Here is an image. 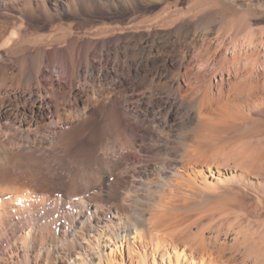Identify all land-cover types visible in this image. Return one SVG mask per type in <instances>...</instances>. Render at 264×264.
I'll use <instances>...</instances> for the list:
<instances>
[{"label": "bare ground", "instance_id": "6f19581e", "mask_svg": "<svg viewBox=\"0 0 264 264\" xmlns=\"http://www.w3.org/2000/svg\"><path fill=\"white\" fill-rule=\"evenodd\" d=\"M5 1L8 2V5ZM75 1L77 0H60L55 2V6H62L61 10L70 9V6L75 5ZM94 1L95 4L101 7L104 0ZM226 1L232 5H239V7L253 8L255 6L264 10V0H243L239 3H237V0ZM12 2L14 0H0V6L3 5L0 9L3 8L4 12L16 9ZM130 2V4H133L132 1ZM192 2L193 6L188 7L185 14H179V9L176 8L178 9L176 11L174 8L175 11H167L159 20L142 24V30L150 31L151 34L156 35L161 31L158 29L159 26L165 28L169 26L166 31L164 30L165 32L169 34L177 33L182 41L188 44V48L194 50V56H196L194 67L186 68L184 73L187 74L185 75L182 72L184 77H181L182 73L180 74V71H178L175 79L166 82L167 89L165 92L174 99L182 97L180 76L186 85L189 84L187 94H192L193 97L192 101H188L187 109H190L192 113L197 112L198 116L202 114L209 119V112H212L210 110L217 108L214 105H219V111L222 112L220 104L224 103L226 99L227 101L231 99V96L223 95L224 92L218 90L220 91L218 92L219 96L217 95L219 98H213V94H210L212 84L209 80L211 79H204L203 71L214 69L215 75L221 67L230 66V64L234 66L241 59V56H245V54L239 53L242 48L241 45L247 44L250 48L252 44L254 47L255 40L251 35V37L246 36L242 41H238L236 34H234L236 32L233 33L234 36H230L227 34L228 30L223 32L219 27L216 29L215 35L213 34L210 38L211 25L217 20L215 11L212 8L213 4L210 5V2L222 1L192 0ZM23 4L21 20L20 18L17 19L16 16L18 15L12 14L17 20H20L19 23L16 19L12 20L11 17V25L8 26L10 22L9 15L11 16V14L0 15V45L4 48L5 53H13L18 44L20 45V40L25 43L21 38L24 33L23 25L26 24L27 18L32 17L33 11L29 0H25ZM135 4L138 3L135 2ZM44 6L40 3V8L46 12ZM206 24H208L207 27L204 26ZM202 25L206 29H203L204 31L197 30L198 28L201 29ZM130 27L136 26L130 24L126 27H120V29L121 31L129 30ZM121 31L120 36L118 35L110 41L113 45L117 44L119 40L128 41L129 35H133L128 31L125 33ZM143 31H139L138 34H142ZM141 34L136 38L141 40L143 36ZM228 36L231 39V49L226 46V37ZM261 40L259 41L263 44L264 38ZM72 42L74 43V41ZM73 43L66 48L72 71L75 68L73 60L76 54L74 50L77 49ZM21 46L20 49H22ZM98 48L96 47L95 51ZM107 48L110 49V46L108 45ZM226 49L227 51L231 50V56L220 54L222 50ZM35 51L34 70L29 69L27 65L30 59L28 50L22 49L19 51L21 64L18 74L15 76L17 82H20V86L25 89L30 88V90L32 89V83H35L36 87L39 86L41 76L45 75L43 65L47 61L45 49L38 47L35 48ZM69 53L72 55H69ZM251 53L249 52L246 55L247 62L243 63L245 68H240V65L239 67L234 66L233 69L231 66L226 68L228 74L233 70L240 77L239 80L237 79L238 81H230L233 82V87L229 88H233L232 90L235 88V90L234 92L229 91L233 92H230L233 98L235 96L242 100L238 107L242 110L241 115L244 118L242 119L241 116L240 118L244 124L249 112L252 110L258 112L264 107V96L260 95L261 92H264V77H261L262 80L259 78L260 75L255 70L258 59L256 55L252 57ZM56 54H54L55 57ZM186 55L187 52L182 57L185 58ZM193 68H196L197 71H194ZM2 75L0 72V77ZM186 76H190V78L187 80ZM4 78H2L3 80L0 78V80L5 81ZM152 82H154V86L151 87V90L155 91L158 83L156 84L155 80H152ZM203 82L205 86H203ZM226 102L225 104H227ZM184 103L186 104L185 101ZM232 105H234L233 102ZM40 106L41 104L38 108ZM234 109H232L233 112L239 110L238 108L236 110V107ZM232 113L231 115H233ZM237 113L235 112L234 115ZM126 114L129 113L121 112L119 116L115 113L117 117L115 122L124 117L125 124L121 125L120 128H124L122 132L125 134V140L128 142L131 140L132 142L131 152L125 154L120 151L118 154L116 152V155L114 153L117 151L116 149H107L104 151L105 158L101 159L99 157L101 160H98L97 168L88 174L70 170L59 171L40 152L35 153L31 144L20 143L21 146L16 147L10 142L7 134L0 132V264H264V219H259V216L264 217V191L257 188H264V176H259L258 173L257 175H250L255 179L252 181L255 182L257 187L252 188V193L255 196L254 207L251 205L253 209L250 211L251 219L248 222H251L252 219L256 222L258 219L261 220L258 222V225L261 226L255 224L258 228L252 229V223L247 224L239 220V216L243 213H236L234 217L232 216V219L228 216L231 210L226 211L227 207L231 206L226 207L225 202L227 203V200L241 204L246 202L240 191L231 188L235 183L233 178L237 176L235 173L237 169L241 168H237V165L227 166L224 163L222 165L221 162H217L215 165L209 163L211 161L199 162L195 161L196 158L183 160L184 162L180 164L175 161L169 165H152L151 168H148L147 165L141 168L133 167L131 165L134 162L132 151L135 148L136 141L139 142L136 147L143 149L146 146L144 142L156 139V134L152 132L153 126L146 127L144 125V119L139 116L127 119ZM231 115L228 114L227 119ZM112 116L114 117V112L108 118ZM220 118L222 117L220 116ZM74 121H76L75 117L73 123ZM110 127L111 132L117 129L115 123ZM113 133L112 141L115 142L117 136H115V132ZM104 140L106 141V139ZM104 140L102 142H105ZM26 142L28 143V141ZM109 143L107 142L106 146H109ZM119 143L122 144L120 141ZM250 143L252 142L250 141ZM120 144L118 146H121ZM127 147L129 149V146ZM255 151L253 150V152ZM42 172H45L44 175H40ZM83 172L85 173V171ZM111 175L113 180L107 186L105 182ZM163 188L167 191L162 195ZM56 192H61V195ZM159 192L161 193L160 196ZM66 204L68 205L66 206ZM231 204L233 205V203ZM227 213L229 214L227 215L228 218L225 217L226 221L222 220L221 218L226 216ZM193 214H196L197 217L193 218L191 216ZM215 214L218 216L215 217ZM57 215L58 220L50 221ZM203 219L205 221L201 225H197L198 228L194 231L193 228ZM219 219L225 222L224 228L223 224V226L219 224L222 222L221 220L217 223L219 225L216 224L217 226L214 227L215 222ZM207 230L212 233L206 235Z\"/></svg>", "mask_w": 264, "mask_h": 264}, {"label": "rangeland", "instance_id": "374dc122", "mask_svg": "<svg viewBox=\"0 0 264 264\" xmlns=\"http://www.w3.org/2000/svg\"><path fill=\"white\" fill-rule=\"evenodd\" d=\"M24 1L14 0L12 4L16 6V9L13 10L10 8L12 11L9 9L10 11L4 12L3 8L0 9V15L2 16L5 13L11 14V16L9 15L10 22L8 26L11 25V21L16 19V17L18 19L22 16ZM29 1L31 2L33 15L27 18L26 24L23 25L24 33L21 38L25 43H22L20 40V45L18 44V47L14 51L15 53H5L4 48L0 45V72L3 74L0 78L5 77V81H2L3 79L0 80V132L7 134L10 142L14 146L17 147L19 145L18 147H20V143H25L26 145L31 144L35 153L37 151V153L40 152L59 171L70 170L72 172L79 171L82 174H88L97 168L98 160L105 158L104 151L107 149H116L115 154L116 152L118 154L120 151H123L122 153L125 154L131 152L130 146L132 142L131 140L129 142L125 140V134L122 132L124 128H120L125 124L124 117H121L115 122L116 115L119 116L121 112L129 113L128 115L126 114L127 119L139 116L145 120L144 125L146 127L153 126L152 132L156 134V139L146 140L144 142L146 146L143 149L136 147L138 145L137 143H139L136 141V149L133 148L132 151L134 154V162L131 165L133 167L141 168L147 165L148 168H151L152 165H169L175 161L180 164L192 158H196L195 161L199 162L211 161L209 163L214 165L217 162H221L222 165L224 163L227 166L237 165V168L241 169H239L240 171L237 169V174L235 173L237 176L233 178L235 183L231 188L240 191V194L244 195L246 202L244 204L242 203V205L241 203L227 200V203L225 202L226 207L231 206L227 207L226 211H231L230 214L227 213L221 219L226 221L225 217L228 214L233 219L236 213H243L241 215L242 217L239 216V220L247 224L252 223V229L258 228L256 225L264 219L263 216H259L261 220L258 219L259 221L257 220V222L253 219L251 222H248L251 219L250 211L254 207L255 196L252 193V188L257 187L255 182L252 181L255 179L250 175H257L258 173L259 176H264V107L258 112L256 110H252L251 112L246 110L251 115V118L248 114V118L246 117L248 121L246 120L244 124L243 121L241 122L244 118L241 115L242 110L238 107L242 100L235 96L233 98L231 94L235 88L232 90L233 88L230 89L229 87H233V82L230 81L239 80L240 78L236 72H233V67H239L240 65V68H243L245 66L243 63L247 62L246 55L249 52L251 53V50L252 57L256 55L258 59L255 70L259 73L260 76H258L261 80L264 77V69H262L264 68V42L261 44L259 41L264 38L263 9H258L255 6L253 8L239 7V5H232L226 0H221L222 2L217 3L210 2V5L213 4L212 8L217 17L216 22L211 25L212 30L211 33L209 32L211 34H209L210 38H212L211 36L213 34L215 35L216 29L219 27L223 32L228 30L227 34L230 36L236 34L235 36H237L238 41H242L246 36L251 37L253 35L252 38L255 40L254 43L256 45L253 43L254 47L251 44L250 48H248L249 45L247 46V44L241 45L243 49L241 48L239 53L242 55L245 54V56H241V59L236 62L238 65L234 64L233 66L230 64L232 67L230 74H228L226 69L227 67L230 68V66L221 67L215 75L213 72L214 69H206L203 71V78L206 80L211 79L209 80L212 84L210 94H213V98H219L218 92L220 91L218 90L224 92L223 95L231 96V99L228 100L231 104H229L227 99V102L225 101L227 104L225 102L220 104V110L222 112L219 111V105H214L217 108L210 110L212 112H209L210 116L207 119L208 117L205 118L202 114L198 116L197 112L194 111L192 113L190 109H187V103L188 101H192L193 97L192 94H187L189 84L186 85L181 79L184 74H187L184 73L186 72V68L188 69V67L194 65L196 60L194 50L189 49L188 44L186 42L184 43L177 33L169 34L165 32L169 26L166 28L159 26L158 29L161 31L156 35L151 34L150 31L142 30V24L159 20L167 11L173 12V10L175 11L178 8L179 10L176 9V11L178 10L179 14H185L187 8L193 6L192 0H104L101 7L95 4L94 0H77L74 6H70V9L68 8L69 10L64 9L65 11L61 10L62 6H55V2L60 0ZM130 1L133 4H130ZM242 1L237 0V3ZM135 2L138 4L136 5ZM5 3L8 5L7 1ZM40 3L43 6L45 5L46 12L40 8ZM0 7H3V5ZM13 13L18 16H12ZM20 20H17L18 23ZM130 24L136 27H130L129 30L121 31L120 27H126ZM207 25L204 26L207 27ZM206 27L202 25L201 29L198 28L197 30L204 31L203 29H206ZM120 31H124V33L126 31L131 32L134 36L129 35L128 41L119 40L117 44L113 45L110 41L118 35L120 36ZM139 31H143L141 40L136 38L141 34H138ZM72 43L77 48L74 50L76 54L73 60L75 65L74 72L70 69V63L68 62L69 56L66 53V48ZM108 45L110 49L107 48ZM20 46L23 50H28L30 59L27 65L29 69L32 68L33 70V65L36 61L34 54L36 52L35 48L42 47L46 52L47 61L43 65L45 75L41 76L39 86L36 87L35 83H32L31 90L30 88L25 89L20 86V82H17L15 78L21 64L19 51L22 49H20ZM226 46L229 49L232 48L229 36L226 37ZM96 47L99 48L95 51ZM226 51L227 49L222 50L220 54L232 55L231 50ZM185 52H187V55L183 58L182 55ZM55 53H57L56 57L54 56ZM69 55L72 54L69 53ZM193 69L197 71L196 68ZM178 71H180V74L182 72L184 73L180 75L181 77L179 76V82L182 86V97L174 99L165 92L167 89L166 82L175 79ZM235 77L238 78L235 79ZM186 78L188 80L190 76H186ZM186 78L184 79L186 80ZM152 80H155L156 84L158 83L155 91L151 90L153 88L152 86H154ZM260 95L264 96V92H261ZM232 102L234 105H232ZM39 104H41L40 108H38ZM232 107H236V110L237 108L239 109L237 110L238 113L235 111L238 115H234L235 112L233 110L235 109ZM108 108L109 110H107ZM113 112L114 117L108 118L113 115ZM224 112L227 115H231L233 112L234 118L231 115L227 119V115L224 116ZM74 117L76 121L73 123ZM252 118H254L253 121ZM114 123L117 129L111 132L110 126H113ZM134 127L136 126L134 125ZM120 129L121 134L119 135ZM113 132L119 135L115 134L117 136V142L112 141L114 137L112 136L114 135ZM104 139L110 142L109 146L111 148L106 146L107 142ZM103 140L106 143L102 142ZM119 141L121 143L122 141L124 142L120 144ZM35 143L38 144L36 145ZM119 144L121 146H118ZM126 145L129 146V149ZM122 147L125 148L123 149ZM254 147L256 148L254 149ZM253 150L256 151L253 152ZM44 173L42 172L40 175H44ZM112 180L113 176L111 175L105 184L109 186ZM257 188L260 190L263 189L262 191H264L262 187ZM166 191L164 189L162 195ZM56 193L61 195V192ZM160 194L159 192V196ZM251 205L253 206L252 208ZM216 215L215 217L218 216ZM191 216L193 218L195 216L197 217L196 214ZM54 219L58 220V215L50 221ZM221 219L215 222L214 227L219 224L220 226L225 224ZM220 220L224 223H219ZM203 221L205 219L200 220L193 230L195 231L198 228L197 225H201ZM209 231L207 230L205 234L212 233H209ZM226 240L228 241L227 238Z\"/></svg>", "mask_w": 264, "mask_h": 264}]
</instances>
